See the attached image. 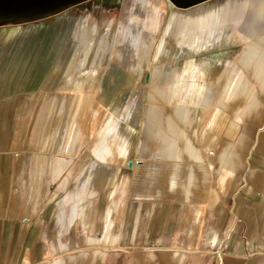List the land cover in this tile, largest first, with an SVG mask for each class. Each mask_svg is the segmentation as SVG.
Masks as SVG:
<instances>
[{"label":"crops","instance_id":"1","mask_svg":"<svg viewBox=\"0 0 264 264\" xmlns=\"http://www.w3.org/2000/svg\"><path fill=\"white\" fill-rule=\"evenodd\" d=\"M144 30L128 71L148 96L57 99L39 89L55 86L56 66L40 80L44 51L29 89L0 99V264H264V19L193 102L151 99L171 80H151ZM22 36L0 47L3 92Z\"/></svg>","mask_w":264,"mask_h":264},{"label":"bare ground","instance_id":"2","mask_svg":"<svg viewBox=\"0 0 264 264\" xmlns=\"http://www.w3.org/2000/svg\"><path fill=\"white\" fill-rule=\"evenodd\" d=\"M130 2H135L136 6L124 13L119 30L114 32V37L110 35L113 26V18L110 14L101 16L100 20L77 12L64 16L71 21L65 39V43L69 46V54L67 62L65 61L61 68L62 76L60 75L61 79L57 85L59 90L57 99H82L83 101V99H93L95 95L99 99H104L109 90V84L115 78V71L118 70L117 65L107 69L104 67L108 62V48L111 47L115 53L119 47V58L127 64L126 66L132 68L139 32L145 27L159 25L163 16L166 17V21L154 61L158 56L164 59L186 56L185 78L191 75L197 84V88L195 85L191 86L192 91L199 89L200 81L205 79L216 83L220 76L218 73L222 70L225 77L232 66L229 47L234 46L237 39L241 38L240 32L243 29L247 30L246 36H243V40H246L257 33L259 22L264 19V0H217L215 2L207 0L188 8L177 7L178 5L172 0H130ZM7 37L8 31L2 30L0 44ZM115 37L119 42L118 45L114 43ZM258 40L247 47L245 45L246 52L257 53L261 49L259 43L261 40ZM214 49H217V52L207 54ZM202 53L207 55H201ZM111 58L112 54L109 58L112 63ZM252 60L253 58L246 57L242 62L247 65L253 62ZM257 63L254 64L258 65ZM57 68V71H60L59 65ZM160 71L155 66L151 73V80ZM165 73L170 80L175 76V70L172 69ZM131 81L132 77L124 73L120 86L124 87ZM235 83L234 77L231 85ZM241 84L242 82L240 87ZM144 87L146 88L145 85ZM183 99L191 100L187 97ZM189 111L195 120L197 110L191 108Z\"/></svg>","mask_w":264,"mask_h":264},{"label":"rangeland","instance_id":"3","mask_svg":"<svg viewBox=\"0 0 264 264\" xmlns=\"http://www.w3.org/2000/svg\"><path fill=\"white\" fill-rule=\"evenodd\" d=\"M29 0H0V34L1 31L6 29L8 31L7 41L5 40L0 44L7 45L13 36L18 34H23L22 36V43L25 44L20 48L21 52L18 55L16 61L14 62L12 68L15 70L14 78H12L11 82H17L12 87L11 82L8 83L7 89L4 92L0 89V99L6 97H14L18 95L23 90L29 89L24 85L28 80L32 79L34 76L35 67H39V58L42 52L45 53L43 56L44 60V67L43 72H41L40 80L44 79L49 74V70L56 66V70L52 74V84H55L51 90H46L44 88H39L40 91H47V92H58L57 85L60 82L62 73L61 68L65 61L67 62V57L69 54V46L65 43L66 34L70 25V20L65 19L64 16L66 15H73L74 13H78L81 15H91L95 19L101 18V16H106L110 14L113 18V26L110 30V35L114 37V32H117L120 27V21L123 18L125 12H128V9L131 7H135V2H130V0H61L58 3H53L49 5H44L41 7H31L29 9L25 8L22 10H18V8L25 4L24 2H28ZM209 2H213V0H208ZM217 0H214V2ZM206 2V1H205ZM202 3V2H201ZM199 4V3H198ZM177 6V5H176ZM194 6V5H193ZM179 7V6H177ZM191 7V6H190ZM188 8V7H187ZM11 10L13 13L7 14L5 10ZM165 19V20H164ZM166 17L163 16L160 20L159 25L145 27L144 29H152L155 30V38L153 39V47L155 49L154 56L156 53V47L160 40V35L163 31L165 25ZM158 27V28H157ZM143 29V30H144ZM243 29V28H242ZM145 31V30H144ZM241 36H246L247 30L243 29ZM117 37V36H116ZM114 38V43L116 42L117 45V38ZM242 37L237 39L234 46L229 47L231 49V62L236 63L240 58L241 46L238 45L242 43ZM11 43V42H10ZM116 45V44H115ZM47 49V51H46ZM107 53V60L105 64V69L111 67L112 65H117L118 67L122 68L123 70H116L115 71V78L109 84L108 91L104 99H120L122 103L126 101V99H138L141 98L143 95L148 96V85L146 88L139 83L142 82L144 75H141L138 72L136 75H132V71H128L131 69L130 66H126L127 64L119 58V47L117 48V52L113 53L112 51V63L110 62V54H111V47L108 48ZM145 50V49H144ZM146 52V51H145ZM148 52V51H147ZM207 53V52H206ZM202 53L201 55H207L209 52ZM211 53V52H210ZM153 51L148 56V61L151 62L149 65L150 70L157 67V69L161 70L162 72H167L168 69L175 70V76L169 83H171V88L169 85H166V81L164 84L160 86L159 93L154 94L151 96V99H181L187 97V99H191L190 101L193 102L196 99L197 95L196 92L192 91L191 86L196 85L194 77L191 75L185 78V70L187 69L186 64V56L183 57H176V58H167L163 59L161 56H158L156 60L152 61ZM31 59V64L27 66V73L26 77L23 80L18 78V74L20 73L18 69H20L23 62H26ZM171 59V60H170ZM41 61V60H40ZM154 62V63H153ZM108 63V64H107ZM59 65L60 71H57V66ZM133 68V66H132ZM22 69V68H21ZM57 72V73H56ZM124 73L126 75L132 76V81L126 85L120 86V82L124 77ZM183 73V74H182ZM220 73V72H219ZM233 73V72H232ZM231 73V75H232ZM61 75V76H60ZM17 76V77H16ZM60 76V77H59ZM138 81H136V80ZM58 80V81H57ZM21 81V82H20ZM221 80L219 79V82ZM223 81V82H222ZM221 82L224 84L226 81L222 80ZM207 83L206 81L202 84ZM118 85V86H117ZM168 87L170 89H168ZM36 88V87H32ZM31 89V88H30ZM221 88H219V91ZM71 91V90H70ZM97 88L94 90V95L96 94ZM170 91V92H169ZM196 91V90H195ZM170 93V95H169ZM114 97V98H113ZM93 99H99L98 97L93 96ZM218 100V99H214ZM188 101V100H187ZM234 102L231 99V103ZM188 264H192L191 262ZM205 264H220L218 258H212L209 256V261Z\"/></svg>","mask_w":264,"mask_h":264},{"label":"water","instance_id":"4","mask_svg":"<svg viewBox=\"0 0 264 264\" xmlns=\"http://www.w3.org/2000/svg\"><path fill=\"white\" fill-rule=\"evenodd\" d=\"M11 1V0H9ZM39 1H42L41 3L39 4H36L37 2ZM61 0H29L27 3L24 2L25 4L21 5L18 10H22V9H29L31 7H41V6H46V5H49L50 4H53V3H58L60 2ZM173 2H175L177 5H180V4H187L186 6H189V5H193V4H196V3H199V2H202L204 0H172ZM36 4V5H35ZM5 13L7 14H11L13 13V11H11L10 9L9 10H5ZM129 165L132 166V162L129 163Z\"/></svg>","mask_w":264,"mask_h":264}]
</instances>
